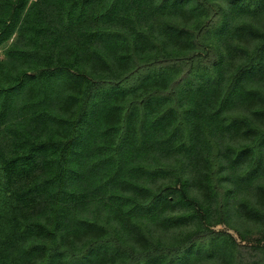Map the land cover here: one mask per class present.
<instances>
[{
    "label": "trees",
    "instance_id": "obj_1",
    "mask_svg": "<svg viewBox=\"0 0 264 264\" xmlns=\"http://www.w3.org/2000/svg\"><path fill=\"white\" fill-rule=\"evenodd\" d=\"M0 264H264V0H0Z\"/></svg>",
    "mask_w": 264,
    "mask_h": 264
}]
</instances>
